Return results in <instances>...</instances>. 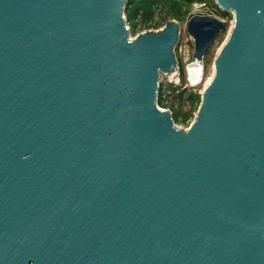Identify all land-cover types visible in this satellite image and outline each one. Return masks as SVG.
I'll list each match as a JSON object with an SVG mask.
<instances>
[{
    "label": "water",
    "instance_id": "water-1",
    "mask_svg": "<svg viewBox=\"0 0 264 264\" xmlns=\"http://www.w3.org/2000/svg\"><path fill=\"white\" fill-rule=\"evenodd\" d=\"M0 0V264H264V0L233 11L191 124L158 104L172 18ZM200 61L224 21L191 16Z\"/></svg>",
    "mask_w": 264,
    "mask_h": 264
},
{
    "label": "rangeland",
    "instance_id": "rangeland-1",
    "mask_svg": "<svg viewBox=\"0 0 264 264\" xmlns=\"http://www.w3.org/2000/svg\"><path fill=\"white\" fill-rule=\"evenodd\" d=\"M227 14L226 15H222L219 11L215 10L213 7H211L210 5L205 3H194L190 9L189 12L186 16V18H184L183 20H177L179 22L180 25V34H179V38L177 43L174 46V53L177 59V66L179 64H181L183 66V70H184V74H185V81L184 83L181 85V80L179 81V83H173L174 87H178V86H182L185 87L187 89H192L194 91H197L198 93H200L202 91L203 85L205 83V81L207 80V78L210 76L211 71H212V61L213 58L215 57L217 50L219 49L220 45L224 42V40L226 39L227 33L229 28L232 26V18H233V13L230 11H226ZM195 14H201V15H210L213 17H216L222 21H224L225 23V28L220 30V32L217 34L215 40L212 42V44L210 45V47L207 50V53L205 55V57L203 58V60L201 61L202 66H203V74H202V81L197 84V85H190L188 80H187V74H186V66L188 63L192 62L194 60L193 57V53H194V41L193 38L191 37V35L188 33L187 28H186V23L188 21V19L195 15ZM162 15H164V13L162 14H157V20H162L163 17ZM172 18H169L167 20H170ZM127 22V20H126ZM162 24L157 27V28H146V27H137V29L135 31H132L130 24L127 22V25L129 27L130 30V36L134 37L136 34L143 32L147 29H159L161 28L164 24L165 21L163 20L161 22ZM193 59V60H191ZM206 64V66L204 65ZM174 68L175 70L177 69ZM174 69H172L171 71H173ZM171 71H169L168 73H171ZM178 77L180 79V69L178 70ZM162 74H160L159 76V80H161L162 78ZM166 77L162 78V81L165 82ZM175 92H173V90L170 89L169 93L166 95L165 99L162 101L161 106L162 108H167L169 110H177L180 109L182 112H190V110L192 111V115L189 119H187L186 122L183 121H179V122H174L176 126L181 127L186 129L192 122L193 117L196 113V108L198 107L199 104L196 105V107L193 109L191 103L188 100H185L184 102H182L181 100H179L176 96H175Z\"/></svg>",
    "mask_w": 264,
    "mask_h": 264
},
{
    "label": "trees",
    "instance_id": "trees-1",
    "mask_svg": "<svg viewBox=\"0 0 264 264\" xmlns=\"http://www.w3.org/2000/svg\"><path fill=\"white\" fill-rule=\"evenodd\" d=\"M194 3H205V5H210L222 15L227 14L226 11H222L215 4L214 0H127L124 8V14L132 31H135L137 27L141 26L146 28H157L162 24L161 22L163 20L166 22L169 18H174L176 20H183L186 18L190 7ZM162 13H164V15H162L163 19L161 21L157 20L156 15ZM204 65L206 66V64ZM178 66L180 69V80L182 85L185 81V74L183 66L181 64ZM181 85L174 87L170 84L168 87L173 90V92L176 91L175 96L182 102L188 100L194 109L196 105L200 103V93L192 89L182 87ZM162 101L163 97L160 86L158 91V104L160 106H162ZM171 111L174 122H186L192 115L191 110L190 112H182L180 109Z\"/></svg>",
    "mask_w": 264,
    "mask_h": 264
},
{
    "label": "bare ground",
    "instance_id": "bare-ground-1",
    "mask_svg": "<svg viewBox=\"0 0 264 264\" xmlns=\"http://www.w3.org/2000/svg\"><path fill=\"white\" fill-rule=\"evenodd\" d=\"M233 13V11H231ZM230 29L231 27L229 28L228 30V33H227V36L230 32ZM226 36V37H227ZM192 37V36H191ZM193 38V37H192ZM176 68V65L169 69L167 72H165L164 74H168L169 76H173L174 79H177V75L176 73L173 71H171L172 69ZM213 69V68H212ZM169 71H171V73H168ZM186 74H187V80L189 82L190 85H197L199 84L201 81H202V74H203V66H202V63L200 60L198 59H195L190 62L187 66H186ZM211 74H212V71H211ZM211 74L210 76L207 78V80H209V78L211 77ZM207 80L205 81L204 84H206ZM202 92V91H201Z\"/></svg>",
    "mask_w": 264,
    "mask_h": 264
},
{
    "label": "built area",
    "instance_id": "built-area-1",
    "mask_svg": "<svg viewBox=\"0 0 264 264\" xmlns=\"http://www.w3.org/2000/svg\"><path fill=\"white\" fill-rule=\"evenodd\" d=\"M189 64V63H188ZM187 64V65H188ZM178 70H179V66H177V69L175 70L174 69V72L176 73V77H177V79H174L173 78V76H169L167 73L166 74H162L163 76H162V78L163 77H166V79H165V82H163L162 81V78H161V80L160 81H158V91H159V88H160V86H161V91H162V97H163V100L165 99V97H166V95L169 93V91H170V88L168 87L170 84H172V82L173 83H179V81H180V79H179V77H178V75H179V73H178ZM173 85V84H172ZM157 94H158V92H157Z\"/></svg>",
    "mask_w": 264,
    "mask_h": 264
}]
</instances>
